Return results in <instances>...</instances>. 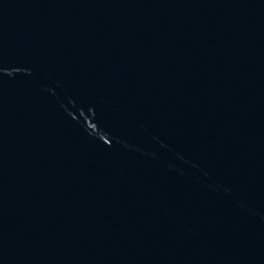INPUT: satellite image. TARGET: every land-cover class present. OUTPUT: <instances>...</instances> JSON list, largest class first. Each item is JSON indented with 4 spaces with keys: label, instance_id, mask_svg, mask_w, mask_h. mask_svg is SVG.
Wrapping results in <instances>:
<instances>
[{
    "label": "water",
    "instance_id": "obj_1",
    "mask_svg": "<svg viewBox=\"0 0 264 264\" xmlns=\"http://www.w3.org/2000/svg\"><path fill=\"white\" fill-rule=\"evenodd\" d=\"M0 264H264V0H0Z\"/></svg>",
    "mask_w": 264,
    "mask_h": 264
}]
</instances>
